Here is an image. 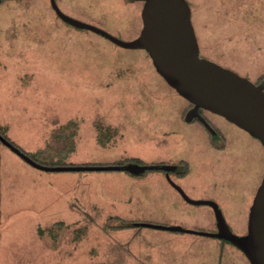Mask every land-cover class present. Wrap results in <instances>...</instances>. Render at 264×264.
<instances>
[{
	"label": "rangeland",
	"instance_id": "obj_1",
	"mask_svg": "<svg viewBox=\"0 0 264 264\" xmlns=\"http://www.w3.org/2000/svg\"><path fill=\"white\" fill-rule=\"evenodd\" d=\"M200 56L255 82L264 75V0H187ZM67 14L126 41L143 27V0H57ZM189 101L147 51L124 49L58 18L49 0L0 2V127L44 166L188 163L174 178L215 201L237 235L264 176V147L206 113L225 134L213 146L182 126ZM4 137V138H5ZM217 137L215 141L219 140ZM220 143V144H221ZM110 217L216 232L213 209L186 202L162 170L44 171L0 142V264H250L201 235L106 229Z\"/></svg>",
	"mask_w": 264,
	"mask_h": 264
},
{
	"label": "water",
	"instance_id": "obj_2",
	"mask_svg": "<svg viewBox=\"0 0 264 264\" xmlns=\"http://www.w3.org/2000/svg\"><path fill=\"white\" fill-rule=\"evenodd\" d=\"M143 1L141 11L143 27L138 37L130 41L122 40L94 24L64 13L56 0H51V5L63 22L77 29L96 33L124 49L147 51L156 71L179 95L193 105L187 113V121L197 117L210 128L199 114V109L210 111L245 130L264 147V86L200 56L192 10L187 0ZM0 142L28 164L44 171H125L133 176H141L147 171L174 169L173 165L138 163L44 166L1 134ZM166 177L186 202L207 205L213 209L217 231L203 232L159 224L147 226L158 230L216 238L239 249L250 264H264V176L249 210L247 233L242 236L232 231L215 201L191 199L168 174Z\"/></svg>",
	"mask_w": 264,
	"mask_h": 264
},
{
	"label": "trees",
	"instance_id": "obj_3",
	"mask_svg": "<svg viewBox=\"0 0 264 264\" xmlns=\"http://www.w3.org/2000/svg\"><path fill=\"white\" fill-rule=\"evenodd\" d=\"M256 84H261L264 86V75L261 76L259 78L258 81H255ZM192 105V104H191ZM192 120H195V118H193ZM191 120V121H192ZM0 134L4 136L2 130H1V127H0ZM6 138V137H5ZM9 141V139H7ZM14 144V143H13ZM15 145V144H14ZM16 146V145H15ZM17 147V146H16ZM19 148V147H18ZM20 149V148H19ZM21 151H23L22 149H20ZM24 153H26L25 151H23ZM130 163H138V164H142V162H140V160L138 159H135V158H132V159H126V160H123V161H120L119 163L117 164H120V165H124V164H130ZM173 165V164H172ZM55 166H57V164H55ZM178 168L180 169V172L178 173L179 176L183 177V176H186L189 172V165L188 163H185V162H182V163H179L177 164ZM154 171V170H152ZM164 171V170H162ZM150 171H147L145 172L144 174L148 173ZM164 172H168V171H164ZM148 224H152L150 222H145V221H136V220H125V219H122V218H119V217H110L108 220H107V223H106V229L107 230H112V231H123V230H131V229H137V228H149V229H154V228H150L149 226H147ZM155 230H158V229H155ZM219 240V239H218ZM221 241V240H220ZM223 242V241H222ZM223 243H226L227 242H223ZM230 244V243H229Z\"/></svg>",
	"mask_w": 264,
	"mask_h": 264
},
{
	"label": "flooded vegetation",
	"instance_id": "obj_4",
	"mask_svg": "<svg viewBox=\"0 0 264 264\" xmlns=\"http://www.w3.org/2000/svg\"><path fill=\"white\" fill-rule=\"evenodd\" d=\"M3 1H6V0H0V2H3ZM26 1V0H24ZM50 1V5H51V0ZM57 2V0H56ZM52 7V5H51ZM53 9V8H52ZM61 9V8H60ZM54 10V9H53ZM62 10V9H61ZM63 11V10H62ZM55 12V10H54ZM64 13H66L65 11H63ZM67 14V13H66ZM57 15V14H56ZM69 15V14H68ZM71 16V15H70ZM73 17V16H72ZM59 18V17H58ZM75 18V17H74ZM60 19V18H59ZM193 105H191V103H189L185 113L183 114V124L182 126H201L202 128H204V130L207 132L208 136L210 137V140L212 142V144H214L213 146H216L218 147L219 149H222V146L223 144L221 142H225V134L223 132V130L217 126L216 124H214L211 120V118L209 116H207L206 113H209L210 111H207V110H204V109H199V114L203 117V119L205 120V122L209 125V127L211 128H208L207 125L202 122L199 118L197 117H194L196 119L195 120H192V121H187L186 120V116H187V113L188 111H190L192 109ZM212 113V112H210ZM212 114H215V113H212ZM220 116V115H219ZM217 137H220L219 140L215 141V139ZM221 143V144H220ZM174 166V169L171 170V171H168V172H165L166 175L168 174L170 176V178L172 179V177L178 179V178H183L181 176L178 175V173L180 172V169L178 168L177 164H173ZM167 178V177H166ZM173 180V179H172ZM174 181V180H173Z\"/></svg>",
	"mask_w": 264,
	"mask_h": 264
}]
</instances>
